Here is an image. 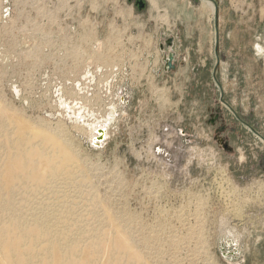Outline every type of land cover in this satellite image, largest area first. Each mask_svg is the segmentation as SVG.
Masks as SVG:
<instances>
[{"label": "rangeland", "instance_id": "1", "mask_svg": "<svg viewBox=\"0 0 264 264\" xmlns=\"http://www.w3.org/2000/svg\"><path fill=\"white\" fill-rule=\"evenodd\" d=\"M70 1L11 0V15L0 19V157L4 135L13 142L20 122L66 141L89 182L65 188L70 204L62 201L60 210L76 213L89 230L108 228L103 207L118 215L139 264H264V174L257 165L264 141L238 128L236 153L226 157L206 114L220 107L215 74L224 100L251 115L264 136V0H213L216 21L204 0H145L142 12L127 0ZM73 5L95 11L107 38L102 62L157 52L179 33L172 49L184 65L169 73L160 72L161 61L155 73L138 66L143 80L120 112H80L74 84L86 50L75 37L66 47L61 41V19ZM112 19L131 39L113 53ZM93 125L106 131L99 145ZM94 201L99 209L90 207ZM222 248L238 253L223 256Z\"/></svg>", "mask_w": 264, "mask_h": 264}, {"label": "bare ground", "instance_id": "2", "mask_svg": "<svg viewBox=\"0 0 264 264\" xmlns=\"http://www.w3.org/2000/svg\"><path fill=\"white\" fill-rule=\"evenodd\" d=\"M206 3L214 11L213 5ZM3 120V108L0 107V134L5 128ZM27 122H20L13 142L5 134L1 146L5 154L0 157V264L142 262V258L132 250L131 241L118 227L115 220L118 215L113 216L103 207V222L108 228L89 230L84 225L80 226L76 213L69 215L60 210L62 201L65 202L64 198L67 199L68 195L64 189H69L73 183L87 186L89 179L66 141L53 133L39 129L32 131ZM101 130L106 135L105 129L93 125L94 135ZM42 192L52 196L57 203L61 202L60 208H56L54 201H47L42 196L40 199ZM80 204L75 205L78 207ZM98 206L95 201L90 205L92 209H99Z\"/></svg>", "mask_w": 264, "mask_h": 264}, {"label": "built area", "instance_id": "3", "mask_svg": "<svg viewBox=\"0 0 264 264\" xmlns=\"http://www.w3.org/2000/svg\"><path fill=\"white\" fill-rule=\"evenodd\" d=\"M72 1L77 0L70 2ZM11 12V0H1L0 19L6 21ZM96 16L93 10L85 13L82 8L73 5L72 8L66 10L61 19L64 25L61 41L64 46H68L75 37L80 47L86 50V52H81V70L74 84L78 99L77 107L82 113L120 112L129 102L128 99L133 94L136 84L143 80V73L137 74L136 72L138 66L144 68L146 72L148 70L155 73L158 70L157 65L160 64L161 55L159 50L150 53L151 50L148 51V49L151 48H148L138 57L123 54L122 57L117 60L113 59L112 62H102L99 56L104 52L107 38L103 31H97ZM108 28L110 29V41L114 44L111 45L114 48L112 53L117 46L131 40L126 36L123 28L120 31L119 26H114L113 19L108 24ZM91 31L94 32V36L89 39ZM94 137L93 142L95 143L98 137L97 131Z\"/></svg>", "mask_w": 264, "mask_h": 264}, {"label": "flooded vegetation", "instance_id": "4", "mask_svg": "<svg viewBox=\"0 0 264 264\" xmlns=\"http://www.w3.org/2000/svg\"><path fill=\"white\" fill-rule=\"evenodd\" d=\"M127 2L133 5L137 9L136 7L137 0H131V1L127 0ZM142 11H139V12H142ZM178 37H179V34L177 33L175 34L174 37L170 36L167 39H165V42L159 43L158 48H159V52L161 55V59L164 53H168V52L174 53L172 46H173L174 40L175 39L177 40ZM168 39L171 40L170 47L167 44ZM160 48H162V50H160ZM179 64H181V66L184 65L183 62L180 63V60L177 57V61L174 65L173 72L177 69V65ZM161 68L162 70H160V72L163 73L164 66L161 65ZM214 77L215 75L213 76V80L215 81ZM216 85L219 91L220 107H216L214 109H210V108L206 109V114H207V119H208L207 124L212 127L213 142L219 146V148L223 151L226 157H232L236 153L237 142H240L242 138L241 134H238V128H242L243 130L247 131V133H250L252 136H255V137L259 136L258 138L262 139L263 141H264V136H261L259 132L257 131V124L253 121L252 116L250 115V117H245L244 115H239L237 111L234 110L224 100V94H223L221 87L218 84ZM221 92H222V95H221ZM255 133L258 136H256ZM187 134H188L187 132L179 130V135L184 136V138ZM233 138H236L235 139L236 141H232ZM186 140L188 139L186 138ZM257 162H258L257 164L258 167H260L261 172L264 174V155H258Z\"/></svg>", "mask_w": 264, "mask_h": 264}, {"label": "water", "instance_id": "5", "mask_svg": "<svg viewBox=\"0 0 264 264\" xmlns=\"http://www.w3.org/2000/svg\"><path fill=\"white\" fill-rule=\"evenodd\" d=\"M129 1H131V0H129ZM204 1H206L208 3H211L213 5V8H214L213 12H214L215 21H216V11H217L216 3L213 0H204ZM145 5L146 4H145L144 0H137L136 7H137L138 11H142L145 8ZM167 44L170 47V44H171V40L170 39L167 40ZM217 44H218V33H217V28L215 26L214 53H215L216 65H218V63H219V56L217 54ZM160 50H162V48H160ZM176 61H177V57H176L175 53H173V52L164 53L163 56H162V59H161V63L164 66V69H163L164 72H166V73L172 72L173 69H174V65H175ZM214 75L215 74H213V76ZM214 79H215V77H214ZM215 83L218 84L216 80H215ZM221 95H222V92H221ZM98 135H99V137L96 138V142H95L96 145L101 144L103 142V140L105 139V137H104L105 135L103 134V130H101L98 133ZM255 135L258 136L256 133H255ZM221 251H222L223 256L230 255V256H234L235 257L236 254L238 253V251H236V250L231 252L228 249H224V248H222Z\"/></svg>", "mask_w": 264, "mask_h": 264}, {"label": "crops", "instance_id": "6", "mask_svg": "<svg viewBox=\"0 0 264 264\" xmlns=\"http://www.w3.org/2000/svg\"><path fill=\"white\" fill-rule=\"evenodd\" d=\"M145 1V0H144ZM146 2V1H145ZM177 34V33H176ZM179 34V33H178ZM178 39H180V34H179V37L177 38V40ZM175 53V52H174ZM175 55L177 56V53H175ZM178 57V59H180V57L179 56H177Z\"/></svg>", "mask_w": 264, "mask_h": 264}]
</instances>
